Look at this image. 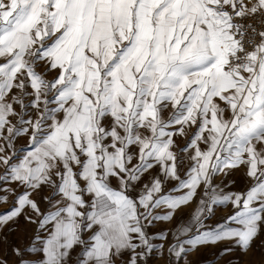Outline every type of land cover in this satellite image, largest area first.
<instances>
[{"label": "snow or ice", "instance_id": "6c2138e0", "mask_svg": "<svg viewBox=\"0 0 264 264\" xmlns=\"http://www.w3.org/2000/svg\"><path fill=\"white\" fill-rule=\"evenodd\" d=\"M0 205V264L264 248V0H0Z\"/></svg>", "mask_w": 264, "mask_h": 264}, {"label": "crops", "instance_id": "0c3cea01", "mask_svg": "<svg viewBox=\"0 0 264 264\" xmlns=\"http://www.w3.org/2000/svg\"><path fill=\"white\" fill-rule=\"evenodd\" d=\"M235 178L238 180L237 187L242 188L244 186V180L243 177L240 176L239 173L235 174ZM219 179V178H218ZM2 206L7 207V205H0V208ZM195 204L189 205L186 209L182 210V214L178 213V217H181L182 219H187L188 216L191 214V212L194 210ZM225 214H230L229 209H218L217 210V216L214 218V222L222 219ZM164 227H171V225H163ZM18 234H13L9 236L8 243H2L0 244V251H9L10 247L9 244H16L19 243V240L17 239ZM13 236V237H12ZM223 244H217V245H210L207 247L199 248L198 250L192 252L188 256V262L187 264H225L226 261L229 259L233 260V264H237V261L235 260V256H239V253H234L233 256H224L222 259H218L219 253L223 248ZM264 257V248L262 249H255L254 251L250 252L248 255H245L241 257L240 264H257L261 260V258ZM10 264H12V261L15 260L14 256L9 255L8 256ZM157 264H160V262H157Z\"/></svg>", "mask_w": 264, "mask_h": 264}, {"label": "rangeland", "instance_id": "374dc122", "mask_svg": "<svg viewBox=\"0 0 264 264\" xmlns=\"http://www.w3.org/2000/svg\"><path fill=\"white\" fill-rule=\"evenodd\" d=\"M1 208H5V206H2ZM6 243H8V242H6Z\"/></svg>", "mask_w": 264, "mask_h": 264}, {"label": "bare ground", "instance_id": "6f19581e", "mask_svg": "<svg viewBox=\"0 0 264 264\" xmlns=\"http://www.w3.org/2000/svg\"><path fill=\"white\" fill-rule=\"evenodd\" d=\"M13 237V236H12Z\"/></svg>", "mask_w": 264, "mask_h": 264}]
</instances>
